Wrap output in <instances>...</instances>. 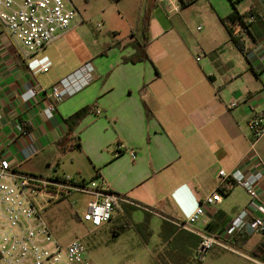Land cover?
<instances>
[{"label": "crops", "instance_id": "0c3cea01", "mask_svg": "<svg viewBox=\"0 0 264 264\" xmlns=\"http://www.w3.org/2000/svg\"><path fill=\"white\" fill-rule=\"evenodd\" d=\"M69 1L79 13L72 27L27 60L0 23V148L23 173L103 179L134 204H123L101 228L112 225L123 233L120 221L126 219L136 230L144 225L153 233L151 219L159 218L162 247L163 233H177L175 259L167 264H191L197 249L187 240L198 236L175 223L187 221L216 190L220 170L248 162L254 141L248 122L264 113V0H195L176 14L157 0H138L137 7L136 0H120L118 15L136 13L139 25L125 35L113 28L107 38L88 22V0ZM106 13L102 8L97 16ZM235 15L239 19L232 21ZM146 17L149 40L139 55ZM88 62L95 80L46 118L53 86ZM31 89L39 93L27 100ZM19 124L27 135L18 133ZM256 150L264 161V137ZM62 167L67 169L61 174ZM238 188L221 203L204 205L194 229L226 240L250 203L248 195L237 201ZM259 194L256 216L264 218V181ZM228 243L253 253L264 235L248 226Z\"/></svg>", "mask_w": 264, "mask_h": 264}, {"label": "built area", "instance_id": "2783aa9c", "mask_svg": "<svg viewBox=\"0 0 264 264\" xmlns=\"http://www.w3.org/2000/svg\"><path fill=\"white\" fill-rule=\"evenodd\" d=\"M157 1L166 5L169 14H176L186 3L195 0ZM230 1L236 3L238 0ZM78 15L69 0H0V23L15 43L20 56L26 60L69 31ZM201 57L199 55L197 61ZM94 71L93 64L88 62L53 86L44 111L46 118H53L57 106L67 97L89 86L95 80ZM38 93V90L31 89L24 96L30 100ZM2 116L0 112V120ZM248 125L254 137L246 155L248 162L230 172L220 170L216 190L203 200L187 221L175 223L200 238L196 250L200 259L214 246L227 249L225 242L245 233L248 226L264 235V218L256 216L260 204L259 188L264 181V161L257 153L256 145L264 137V113L252 116ZM17 131L27 135L20 124L17 125ZM254 159L257 164L251 168ZM238 187L246 191L250 203L231 223L226 233L227 239L221 240L214 235L197 232L194 226L205 215L204 205L221 203L225 195ZM72 193H84L92 197L83 221L90 223L94 229L111 222L115 213L122 211L123 204H134L113 192L103 179L85 182L17 171L0 148V264H94L79 239L65 246L58 244L42 219L47 207ZM253 262L264 264V261L259 260Z\"/></svg>", "mask_w": 264, "mask_h": 264}, {"label": "rangeland", "instance_id": "374dc122", "mask_svg": "<svg viewBox=\"0 0 264 264\" xmlns=\"http://www.w3.org/2000/svg\"><path fill=\"white\" fill-rule=\"evenodd\" d=\"M137 6L138 0H136ZM146 6L144 2L143 9ZM86 7L91 13L88 22L101 37H111L113 28L117 29L116 32L125 35L136 30L139 25L136 13L131 17L127 15L123 19L118 15L120 6L110 0H88ZM109 7L112 8L109 10ZM102 8H107V13L97 16V12ZM109 11L115 13V16L108 17ZM65 169L67 168L58 169L59 173L62 174ZM237 193L238 202L247 196L242 188H238ZM90 200L88 194L72 193L43 211L42 219L58 244L65 246L79 239L86 249L88 258L94 264H167L166 261L169 260L174 247L169 243L162 247L159 218L151 219L153 233L149 241L146 240L145 233H139L126 219L120 221L126 227L123 233H116L117 230H114L112 225L97 230L82 220ZM132 219L137 222L135 218ZM225 244L228 245L227 249L214 246L202 260L195 256L191 264H255L254 256L248 248L228 242Z\"/></svg>", "mask_w": 264, "mask_h": 264}, {"label": "trees", "instance_id": "16d2710c", "mask_svg": "<svg viewBox=\"0 0 264 264\" xmlns=\"http://www.w3.org/2000/svg\"><path fill=\"white\" fill-rule=\"evenodd\" d=\"M110 1L116 3V2H119L120 0H110ZM238 1H240V0H238ZM231 19H232V21H235V20L239 19V17H237L235 15ZM143 32L145 35L144 43L136 45L139 55H142L144 53V50L147 47L148 40H149V18L148 17H146L143 21ZM145 57H147V55ZM130 60L131 61H137L136 57H132ZM88 111H89V109H85V110L79 112L78 114H76L74 116V118H78V119L82 118ZM145 228H147V226H144V225L137 226V230L139 231V233H145L146 234V240L149 241V238L152 236V232L151 231L145 232ZM125 229H126L125 226L121 227L120 231H124ZM175 234H177V233H163L164 242H166L167 244L168 243L172 244L174 246L176 240L173 239V237L175 236ZM199 239L200 238L193 236L192 239L189 238L187 240V242H188V244H190L193 247V249L194 248L197 249L199 244H200ZM173 251H174V249H173ZM252 254L254 257H259V258H262L264 260V244H261L259 247H257V249H255ZM195 256H197V255L194 254V257ZM173 259H175V257L170 255L168 262L172 261Z\"/></svg>", "mask_w": 264, "mask_h": 264}]
</instances>
